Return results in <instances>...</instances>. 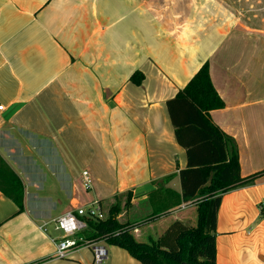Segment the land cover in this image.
I'll return each instance as SVG.
<instances>
[{
	"label": "crops",
	"instance_id": "obj_1",
	"mask_svg": "<svg viewBox=\"0 0 264 264\" xmlns=\"http://www.w3.org/2000/svg\"><path fill=\"white\" fill-rule=\"evenodd\" d=\"M205 63L224 102L210 119L242 176L264 170V0H0V155L24 188L22 212L0 191V264H88L89 246L55 257L59 235L41 216L97 198L108 212L120 200L119 222H143L139 240L193 226L200 197H183L187 153L167 101ZM263 198L264 175L221 195L216 264H264ZM97 244L105 264H142Z\"/></svg>",
	"mask_w": 264,
	"mask_h": 264
},
{
	"label": "trees",
	"instance_id": "obj_2",
	"mask_svg": "<svg viewBox=\"0 0 264 264\" xmlns=\"http://www.w3.org/2000/svg\"><path fill=\"white\" fill-rule=\"evenodd\" d=\"M138 73H136L137 75ZM135 80V75L132 76ZM224 106L205 63L173 98L167 101L176 140L186 149L187 168L180 171L182 194L196 202L197 220L188 226L175 220L158 238L146 241L135 237L141 223H121L117 199L104 219H91L80 233L82 243L102 241L121 247L142 264H216V221L221 195L239 186L254 183L264 170L242 176L237 146L211 119L210 111ZM0 191L24 211V188L20 177L0 155ZM206 198L200 200L203 192ZM126 206L130 204V192ZM213 207L210 214L211 199ZM210 218L209 230L207 220Z\"/></svg>",
	"mask_w": 264,
	"mask_h": 264
},
{
	"label": "built area",
	"instance_id": "obj_3",
	"mask_svg": "<svg viewBox=\"0 0 264 264\" xmlns=\"http://www.w3.org/2000/svg\"><path fill=\"white\" fill-rule=\"evenodd\" d=\"M3 109L4 106L0 104V110ZM80 184L86 191L93 190V176L89 170L84 169L81 172ZM258 208L260 216L264 217V198L260 200ZM107 216L108 211L104 208L101 200L97 198L84 206L66 211L50 220L42 222L40 228L46 231L50 227V224H54L55 232L60 234L54 238L56 258H67L75 250L89 246L94 251L93 264H105L108 259L107 250L97 244L98 241L89 244L86 241L82 243L83 239L80 233L88 227L89 220L104 219Z\"/></svg>",
	"mask_w": 264,
	"mask_h": 264
},
{
	"label": "rangeland",
	"instance_id": "obj_4",
	"mask_svg": "<svg viewBox=\"0 0 264 264\" xmlns=\"http://www.w3.org/2000/svg\"><path fill=\"white\" fill-rule=\"evenodd\" d=\"M28 139H26V140H22V141H25L24 143H26V141H27ZM14 147H17L16 148V155H18V154H20V152H22V151H24L23 149H21L22 147H21V145L20 144H18V145H16V146H14ZM22 154L24 155V156H26L25 155V152H22ZM22 155V156H23ZM36 156V155H35ZM95 182L93 181V190L95 189ZM87 192V191H86ZM206 191H204L203 192V194L205 193ZM206 198V196H205V194L204 195H202V197H201V199L200 200H204ZM213 199V198H212ZM198 202V201H197ZM33 205V211H35L34 213L36 214V212H37V207H36V204H32ZM56 215V213L54 214V213H52V214H50V215H46V216H41V217H43L44 218V220H50V219H52V218H54V217H56L55 216ZM196 216H197V214H196ZM46 218V219H45ZM42 221V220H41ZM43 222V221H42ZM50 231L52 232V233H54V234H56V235H60L59 233H57V232H55V230H54V224H50ZM153 239H155V238H153ZM122 252H126V254H128L127 253V251L124 249L123 250V248H121V247H118ZM81 255H82V257L88 262V264H91V262H92V260H94V251H93V249L91 248V247H86V248H84L83 249V251L81 252ZM113 262L111 263V264H124L123 263V260H122V257L121 256H114L113 258ZM137 260V259H136Z\"/></svg>",
	"mask_w": 264,
	"mask_h": 264
}]
</instances>
